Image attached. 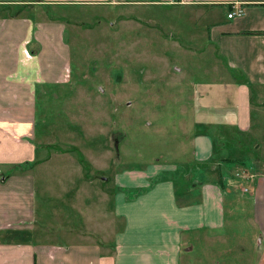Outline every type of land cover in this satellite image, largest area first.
<instances>
[{
	"label": "crops",
	"instance_id": "obj_1",
	"mask_svg": "<svg viewBox=\"0 0 264 264\" xmlns=\"http://www.w3.org/2000/svg\"><path fill=\"white\" fill-rule=\"evenodd\" d=\"M199 1L227 10L208 27V42L223 65L219 82L205 85L204 98L200 94L204 105L191 114L190 167L174 177L152 168L108 174L115 135L109 144L104 135L97 144L104 163L90 156L72 161L67 150L54 155L48 144L39 156L34 142L37 87L70 79L59 9L163 4L0 0V264H192L194 244L203 247L209 264H264V0ZM236 7L244 14L228 19ZM55 162L68 163L74 178L91 189L74 188L91 204H63L66 214L60 211L62 220L52 224L47 210L44 221L37 214L32 171L44 164L50 170ZM96 212L99 219L107 213L109 222L91 219ZM211 243L221 245L219 256L210 255Z\"/></svg>",
	"mask_w": 264,
	"mask_h": 264
},
{
	"label": "rangeland",
	"instance_id": "obj_2",
	"mask_svg": "<svg viewBox=\"0 0 264 264\" xmlns=\"http://www.w3.org/2000/svg\"><path fill=\"white\" fill-rule=\"evenodd\" d=\"M59 10L58 18L66 26L64 41L70 49V79L37 87L34 142L39 156L48 144L52 147L47 152L54 155L67 150L66 158L70 156L72 161L90 156L104 163L106 154L96 153L100 151L97 144L101 136L109 144V135H115L116 152L112 150L114 160L108 174L152 168L175 177L187 170L192 159V111L204 105L200 94L204 98V88L219 82L216 74L223 65L208 42V27L226 14L225 7L98 4ZM196 129L204 131L205 127ZM56 164H49L50 170L44 164L32 171L37 214L42 221L47 210L46 218L52 224L62 220L60 211L66 214L63 204L81 208L91 204L82 193H74V188L91 189L74 178L68 163L59 165L62 169ZM92 170L94 177L97 173ZM104 187L112 188L109 184ZM99 216L96 212L91 219L109 222L107 213ZM227 239L234 243L228 235ZM220 246L211 243L210 255L219 256ZM193 252L196 260L192 264L208 263L201 256V245L194 244ZM221 263L232 264L231 259Z\"/></svg>",
	"mask_w": 264,
	"mask_h": 264
},
{
	"label": "built area",
	"instance_id": "obj_3",
	"mask_svg": "<svg viewBox=\"0 0 264 264\" xmlns=\"http://www.w3.org/2000/svg\"><path fill=\"white\" fill-rule=\"evenodd\" d=\"M160 4H163V5H172V4H199V3H202L201 1L199 0H158ZM244 14V10L240 7H236V8H233L228 14H227V18L228 19H231L233 17H240ZM237 177L240 176L239 173H236L235 174ZM247 179L250 180L251 179V176H247ZM246 191V189H245Z\"/></svg>",
	"mask_w": 264,
	"mask_h": 264
}]
</instances>
